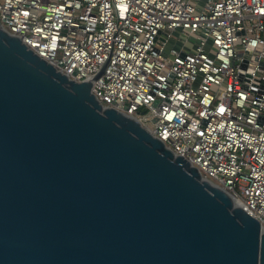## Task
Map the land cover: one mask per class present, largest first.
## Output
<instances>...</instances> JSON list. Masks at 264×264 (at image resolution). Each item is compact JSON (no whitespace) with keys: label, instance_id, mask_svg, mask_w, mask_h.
Returning a JSON list of instances; mask_svg holds the SVG:
<instances>
[{"label":"water","instance_id":"obj_1","mask_svg":"<svg viewBox=\"0 0 264 264\" xmlns=\"http://www.w3.org/2000/svg\"><path fill=\"white\" fill-rule=\"evenodd\" d=\"M92 85L0 23V264H264L259 219Z\"/></svg>","mask_w":264,"mask_h":264},{"label":"built area","instance_id":"obj_2","mask_svg":"<svg viewBox=\"0 0 264 264\" xmlns=\"http://www.w3.org/2000/svg\"><path fill=\"white\" fill-rule=\"evenodd\" d=\"M0 23L264 229V0H0Z\"/></svg>","mask_w":264,"mask_h":264}]
</instances>
